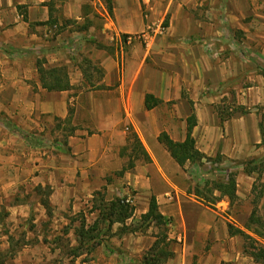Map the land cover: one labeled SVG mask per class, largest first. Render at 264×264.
I'll use <instances>...</instances> for the list:
<instances>
[{
    "label": "crops",
    "instance_id": "crops-1",
    "mask_svg": "<svg viewBox=\"0 0 264 264\" xmlns=\"http://www.w3.org/2000/svg\"><path fill=\"white\" fill-rule=\"evenodd\" d=\"M0 48V253L12 254L0 264H145L151 228H122L140 220L151 196L171 220L173 255L159 264H261L227 223L250 233L244 225L257 173H245L242 162L264 156V0H0ZM41 58L65 66L73 88L43 89ZM146 94L158 104L146 109ZM222 104L246 112L222 122L215 110ZM70 108L64 134L58 125ZM191 114L196 148L219 154L202 166L235 173L231 206L226 196L212 207L196 196L199 166H180L158 141L162 131L183 141ZM127 131L148 158L118 174L127 165ZM260 177L264 183V169ZM97 191L106 201L133 192L132 215L95 248L64 253L62 242L67 251L78 246L81 220L72 216L83 213L85 227L97 218Z\"/></svg>",
    "mask_w": 264,
    "mask_h": 264
},
{
    "label": "trees",
    "instance_id": "trees-1",
    "mask_svg": "<svg viewBox=\"0 0 264 264\" xmlns=\"http://www.w3.org/2000/svg\"><path fill=\"white\" fill-rule=\"evenodd\" d=\"M110 10V9H109ZM51 11V10H50ZM51 16V15H50ZM23 19L26 20V15L23 14ZM48 23L54 25L56 20L49 19ZM165 23V22H164ZM59 29V28H58ZM59 31V30H58ZM125 36L122 37V41ZM86 65L89 67L91 63L86 61ZM36 70L38 73V80L43 89L47 91H62L72 89L73 86L70 84L67 68L65 66H48L44 59L36 60ZM94 72H100V69L93 66ZM264 76V72L262 73ZM84 79L86 82L91 83L88 76ZM91 86L93 84H90ZM158 104V100L150 94L145 95V108L150 109ZM215 110L223 122L224 120L230 118L235 112H246L242 106H233L229 104L217 105ZM72 110L70 108L69 115L64 121L70 123ZM187 122V132L183 141L177 142L173 141L166 132H161L158 136V141L162 143L167 151L170 153L171 157L180 165L183 166L186 162L196 164L197 166H202V160H212V162L219 160V154L215 158H210L201 153L195 146V140L192 137V129L196 124V117L191 114L186 119ZM260 131L263 133L264 128L262 123L259 124ZM127 145L123 150L130 151V156L132 159L138 158L141 154L144 159H147V154L144 151L142 144L135 133L130 134L127 137ZM139 153V154H138ZM244 165V172L250 174L252 172L257 173L256 180L253 182L252 193L254 195L251 204L252 209L248 215L247 221L244 225V230L235 227L230 222L227 223L228 232L230 235H240L244 239V252L248 254L256 263L264 264V215L258 213V202L262 195L264 194V183L256 184V181L260 177V173L264 169V156L261 158L250 159L242 162ZM132 161L128 160L126 166L118 172L121 174L125 169L131 167ZM36 190L40 193L42 188L40 186L36 187ZM217 191V195L213 196V193ZM50 193L49 189H44L43 194L47 196ZM193 193L202 197L203 200L210 205L215 204L224 196L228 198L229 205L231 206L236 200V179L234 172H226L224 176H218L211 181L204 182L203 187H194ZM96 200L99 203L96 204ZM41 203L45 206L48 214L51 213L50 206H48L47 197L41 198ZM92 210L98 211L97 218L92 224L85 227L84 219L80 221L79 226L76 228L75 233L78 239V246L68 253L73 256H77L82 252V245L84 242L93 241L98 237V233L93 234L99 227L100 222H105L107 227H111L114 223H124L127 218L132 215L133 206L125 204L121 198H114L109 201L104 200V195L102 191H97L94 194V200L92 205ZM141 224L144 227L153 225L158 231L155 234V240L152 246L149 248L148 254L144 258L145 264H159L168 257H171L173 253L168 248L172 240L168 239V228L171 220L164 217L158 210L156 200L154 196H151L148 210L146 213L141 215ZM127 228H122V230ZM128 230V229H127ZM130 231H137L136 228L130 229ZM99 242L93 243L92 247Z\"/></svg>",
    "mask_w": 264,
    "mask_h": 264
},
{
    "label": "rangeland",
    "instance_id": "rangeland-1",
    "mask_svg": "<svg viewBox=\"0 0 264 264\" xmlns=\"http://www.w3.org/2000/svg\"><path fill=\"white\" fill-rule=\"evenodd\" d=\"M58 30V28L56 27V29L54 30V31H57ZM1 49V48H0ZM42 59V58H41ZM85 65H84V68H85V70H86V72L87 71H89L88 72V74L90 73V74H95V77L96 78H99V74H100V72H94V73H92V72H90V66L88 67L86 64V61H85V63H84ZM9 65H11V63H9ZM49 66V65H48ZM61 124H63L62 125V128H63V132H64V134H67L68 132H69V130H70V128H71V126L69 125V123H67L66 121H61L60 123H59V127L61 126ZM128 132V134H127V137H129L130 136V134H132V132H129V131H127ZM264 132V131H263ZM123 154H124V159H125V161H126V164L128 163V160L129 159H131V161L133 162L135 159H139V160H142V159H144L143 157H142V155L140 154L139 156H138V158H133L132 159V156H130V151L129 150H127V151H125V150H123ZM139 154V153H138ZM197 168V167H196ZM222 167L221 166H216V169H214V168H210V166H207V165H205L204 167L203 166H200V167H198L197 168V170H198V175H194V177H196V178H193L192 179V181H195V183L197 182L196 181V179L198 180V178H200L201 177V179L200 180H202V185L201 186H199V187H203V185H204V182H206V181H211V180H213L214 178H216V177H218V176H222V172L220 171V169H221ZM110 178L112 179V177L110 176ZM262 181H261V177H259V179L256 181V184L258 185V184H260ZM133 193V192H132ZM131 193V191H129L128 193H127V195L128 194H131V195H133ZM103 195H104V197L106 198V193H104L103 192ZM126 195V193H124V194H116V193H114V194H111V196H109V197H111V199H114V198H123L124 196ZM263 197V199L261 200V198ZM262 197L260 198V200H259V202H258V207H259V209H258V213L259 214H261V215H264V194L262 195ZM105 198H104V200H105ZM106 201V200H105ZM107 201H109V200H107ZM96 204H98L99 203V200H96V202H95ZM238 209V208H237ZM251 209H252V204H251V202H250V204H249V211H251ZM1 214H3V212H1L0 213V215ZM80 219V220H82V218H83V213H79V214H76V215H74V216H72V219ZM90 225V224H89ZM125 226H123V228H124ZM110 228L111 227H107V225H106V223L105 222H100V224H99V227H98V229L93 233L94 235L96 234V233H98V237L95 239V240H93V242H92V245H93V243L94 242H96V241H98L99 243L101 242V241H103V240H105L107 237H106V235H108L109 233H110ZM125 228H127L128 230H130V229H132V228H136V230L137 231H141V232H143V231H145V229H147V227L145 226L144 227V225H142L141 224V220H133V221H131L130 223H129V225L128 226H126ZM149 228H151L150 230H149V232H151V235L152 236H154L155 234H156V232L158 231L153 225H149L148 226V229ZM123 231H125V229L123 230ZM107 240H108V238H107ZM3 240L2 239H0V243L2 242ZM20 241H22V239L20 238H18V241H17V246L19 245V243H20ZM91 241V240H90ZM62 244L64 245V253H67V252H69V251H67L68 249H67V247L65 246L66 245V243L65 242H62ZM86 242H84V244L82 245V250L83 249H85V248H88V249H92V248H95L96 247V245H98V244H96V245H94L93 247H92V245L90 244L89 246H87L86 247ZM171 246H169L168 248H170ZM148 251H149V249H147L145 252H144V258H145V256L148 254ZM8 255H12V254H8V253H3V252H1L0 253V261H4L7 257H8Z\"/></svg>",
    "mask_w": 264,
    "mask_h": 264
},
{
    "label": "built area",
    "instance_id": "built-area-1",
    "mask_svg": "<svg viewBox=\"0 0 264 264\" xmlns=\"http://www.w3.org/2000/svg\"><path fill=\"white\" fill-rule=\"evenodd\" d=\"M56 25H53L52 26V30L54 31L55 29H56ZM162 25H160L159 26V30L161 31L162 30ZM132 39V36H125V38H124V40H123V42H128V41H130ZM122 201L125 203V204H127V205H129V206H132L133 205V202H134V197H133V195H131V194H128V195H125L123 198H122ZM169 225H171L170 223H169Z\"/></svg>",
    "mask_w": 264,
    "mask_h": 264
}]
</instances>
